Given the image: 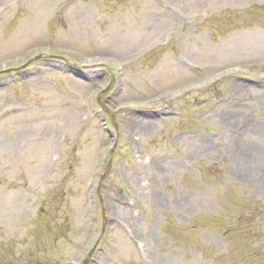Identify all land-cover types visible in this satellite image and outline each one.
Returning <instances> with one entry per match:
<instances>
[{
  "label": "rangeland",
  "instance_id": "374dc122",
  "mask_svg": "<svg viewBox=\"0 0 264 264\" xmlns=\"http://www.w3.org/2000/svg\"><path fill=\"white\" fill-rule=\"evenodd\" d=\"M10 69L0 264H264V0H0Z\"/></svg>",
  "mask_w": 264,
  "mask_h": 264
}]
</instances>
